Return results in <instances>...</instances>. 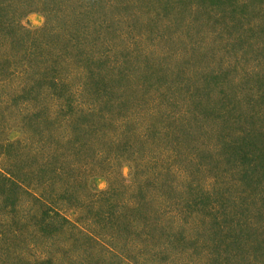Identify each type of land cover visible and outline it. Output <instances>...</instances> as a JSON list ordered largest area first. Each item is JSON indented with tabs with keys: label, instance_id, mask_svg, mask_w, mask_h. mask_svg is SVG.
<instances>
[{
	"label": "rangeland",
	"instance_id": "obj_1",
	"mask_svg": "<svg viewBox=\"0 0 264 264\" xmlns=\"http://www.w3.org/2000/svg\"><path fill=\"white\" fill-rule=\"evenodd\" d=\"M1 3L0 264H264V0Z\"/></svg>",
	"mask_w": 264,
	"mask_h": 264
},
{
	"label": "trees",
	"instance_id": "obj_2",
	"mask_svg": "<svg viewBox=\"0 0 264 264\" xmlns=\"http://www.w3.org/2000/svg\"><path fill=\"white\" fill-rule=\"evenodd\" d=\"M12 3V2H11ZM77 4L79 5V6H81V13L83 14V13H87V15L89 16L88 17V19H90L91 21L90 22H92V23H94V21H93V14H92V10H90L89 8H87V6L85 5V4H83L82 3V1H78L77 2ZM2 6H4V7H6L3 3H1L0 4V21L2 20V22L0 23V51L1 50H6L7 48H4V49H1L3 46H5V47H7V46H10L9 48H11L10 50H12L13 48L15 49V52H18V53H20V51H22V52H24L23 50V48H25V44H22V42L19 40V37L17 36V35H15V33H14V35L13 34H11L8 30H10L9 29V26H10V24H9V22H7V20L6 21H3V18H4V16H5V9L2 7ZM88 21V20H87ZM87 25V24H86ZM74 26V25H73ZM99 27V26H98ZM97 28V27H96ZM101 28V27H100ZM96 30H101V29H96ZM78 35V34H77ZM81 35H83V34H81ZM70 40V39H69ZM63 44H64V42H63ZM77 45V43H74L72 40H70L69 42L68 41H66V44L64 45V48L62 49V51H65V50H67V49H70V50H73L74 49V47ZM54 46H56L55 45V43H54ZM79 46V45H78ZM45 48L42 50V51H48L49 50V47H46V46H44ZM48 48V49H47ZM32 51L34 52V56H35V59L37 60L36 62H38L39 64H40V66H41V69H42V74L44 73L45 75L48 73V72H53V70H52V66H51V64H52V62H54V63H56V61L53 59V58H51L52 60L50 61V63H48V61H47V63H45L46 62V56L44 57H42V58H38L37 57V52H36V50H35V48L34 49H32ZM2 53V52H1ZM45 52H38V54H40V56H42L43 54H44ZM44 65H46L45 66V68L43 69V67L42 66H44ZM48 66H50V67H48ZM54 73V72H53ZM55 74V73H54ZM53 78H51L50 79V82H48V83H46V91H50V93L52 94V95H55V98H57V97H59L60 95L61 96H63L64 94H66V93H63V90H61L62 88H64V89H66L67 90V88L66 87H68V91H70L71 93H73L72 92V90H73V88L70 86V83L68 84V86H67V80L66 79H56V76H52ZM66 80V81H65ZM46 81V80H45ZM66 86V87H65ZM70 86V87H69ZM97 100H99L98 98H97V96L95 97ZM66 99H68L70 102H71V98H69L68 96H67V98ZM98 102V101H97ZM61 146H58V151H57V149H56V151H57V154L53 157V159L55 160V159H59V157H60V152H59V150H61ZM63 153L65 154V150L63 149ZM76 163V164H73V163ZM61 163V162H60ZM71 164H73V166H75V165H77V162H76V160H74L73 162H71ZM58 167V166H57ZM76 167V166H75ZM75 170V169H74ZM71 172V171H70ZM72 176V175H71ZM74 184H75V177L74 176H72L71 177V180H69L68 181V185H67V189H69L71 186H74ZM67 191H70V190H67ZM67 194H69L68 192H67Z\"/></svg>",
	"mask_w": 264,
	"mask_h": 264
}]
</instances>
